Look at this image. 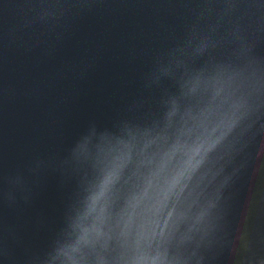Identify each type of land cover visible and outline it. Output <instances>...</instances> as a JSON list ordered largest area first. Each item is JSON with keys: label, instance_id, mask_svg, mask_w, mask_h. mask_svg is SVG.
Masks as SVG:
<instances>
[{"label": "water", "instance_id": "1", "mask_svg": "<svg viewBox=\"0 0 264 264\" xmlns=\"http://www.w3.org/2000/svg\"><path fill=\"white\" fill-rule=\"evenodd\" d=\"M0 264H264V0H0Z\"/></svg>", "mask_w": 264, "mask_h": 264}]
</instances>
